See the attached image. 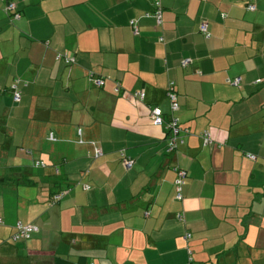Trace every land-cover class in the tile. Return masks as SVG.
<instances>
[{
	"label": "crops",
	"instance_id": "obj_1",
	"mask_svg": "<svg viewBox=\"0 0 264 264\" xmlns=\"http://www.w3.org/2000/svg\"><path fill=\"white\" fill-rule=\"evenodd\" d=\"M11 1L19 19L0 6V264H264V0H161V24L147 15L154 0ZM171 116L188 129L174 151ZM18 221L39 230L15 240Z\"/></svg>",
	"mask_w": 264,
	"mask_h": 264
},
{
	"label": "built area",
	"instance_id": "obj_2",
	"mask_svg": "<svg viewBox=\"0 0 264 264\" xmlns=\"http://www.w3.org/2000/svg\"><path fill=\"white\" fill-rule=\"evenodd\" d=\"M0 6L3 7V9L7 12H10L12 15L13 19H19L20 18V12L17 9V5L14 1L11 0H0ZM249 9L254 10L255 6L254 5H249ZM162 14H163V7H162V1L161 0H154L153 1V11L150 13H147V15H151L156 18L157 22L159 24L162 23ZM133 27L135 31H137V26L133 23ZM200 30L207 36L209 37L210 34L207 29V23L203 22L200 25ZM160 40H163V37H160ZM58 59L63 58L67 63H72L74 62L75 58L68 56L67 54H58ZM190 58H186L182 61V65L186 66L191 63ZM241 79L240 78H235L232 80H229V82L233 85H239ZM94 84L97 86H102L104 84V80L102 78H95L93 80ZM118 89V88H117ZM11 90L13 93V99L15 102H18L21 99L22 91L19 87V79H15L14 82L11 84ZM133 95L140 99L143 100L145 97V93L142 90L135 91ZM168 97L171 103V108L172 110H176L179 108V103L177 99V93L175 91L174 83L171 82L169 85L168 89ZM151 117L153 119V122L156 125H163L164 123V117H163V112L160 107H153L151 110ZM167 129H168V141H167V148L169 151H174L178 148L179 145L184 143V137L185 134L188 132V129L184 128L181 126V123L176 116H171L169 121L167 122ZM79 133H81V129H79ZM201 137L203 138L205 144L211 143L212 142V135L209 131H204L201 134ZM50 140H56L54 137L53 133H50L49 135ZM80 142H83V140H80ZM93 156L94 157H99L103 154V151L101 147L98 145L94 144L93 147ZM121 156L123 157V161L126 165L127 168H132L134 160L132 157L128 156L125 154L124 151L120 152ZM249 158L255 160L257 156L253 153H248ZM40 165H45L43 162L38 163ZM175 171L177 172V177L175 179V188H176V198L178 200L183 199V186L185 184V179L187 176V171L184 170L183 168L176 167ZM65 192H59L54 196V202H57L64 196ZM181 217V215H179ZM2 218L0 217V224L2 223ZM38 230V226L35 224H24L20 221H18L15 224V232L13 235V238L15 240L21 239V238H28L30 235ZM186 237H190V233L186 234Z\"/></svg>",
	"mask_w": 264,
	"mask_h": 264
},
{
	"label": "trees",
	"instance_id": "obj_3",
	"mask_svg": "<svg viewBox=\"0 0 264 264\" xmlns=\"http://www.w3.org/2000/svg\"><path fill=\"white\" fill-rule=\"evenodd\" d=\"M249 5H254V4H252V3H249L248 5H247V9H249ZM255 6V5H254ZM255 8H256V6H255ZM249 10H251V9H249ZM255 10V9H254ZM148 13H150V12H148ZM184 66V65H183ZM56 195V194H55ZM54 195V196H55ZM175 195H176V188H175ZM54 196H53V198H52V200H53V203H55L54 202ZM176 197V196H175ZM59 201V200H58ZM3 221V220H2ZM3 223V222H2ZM1 223V224H2ZM36 225V224H35ZM38 230H39V227H38ZM38 230L37 231H35V232H33L31 235H30V237H28V238H21L20 240H28V239H30V238H32V236L36 233V232H38ZM13 235H14V233H13ZM13 235H12V237H13ZM19 240V239H18Z\"/></svg>",
	"mask_w": 264,
	"mask_h": 264
}]
</instances>
